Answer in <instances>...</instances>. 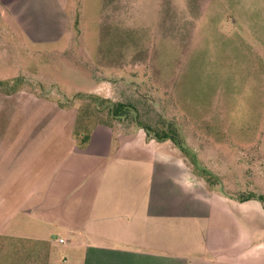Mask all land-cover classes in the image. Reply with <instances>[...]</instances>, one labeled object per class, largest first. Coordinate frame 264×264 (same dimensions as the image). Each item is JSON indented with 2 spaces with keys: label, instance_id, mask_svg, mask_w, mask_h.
<instances>
[{
  "label": "rangeland",
  "instance_id": "obj_1",
  "mask_svg": "<svg viewBox=\"0 0 264 264\" xmlns=\"http://www.w3.org/2000/svg\"><path fill=\"white\" fill-rule=\"evenodd\" d=\"M0 4L3 89L77 112L82 132L60 138L55 162L66 149L76 157L97 124L137 129L139 115L154 129L177 130L184 155L197 159L192 167L211 172L216 187L264 195V0ZM89 94L132 103L137 113L115 118ZM72 178L69 190L79 174ZM39 215L25 217L22 230L38 240L0 232V264H66L67 247L57 241L65 233Z\"/></svg>",
  "mask_w": 264,
  "mask_h": 264
},
{
  "label": "crops",
  "instance_id": "obj_2",
  "mask_svg": "<svg viewBox=\"0 0 264 264\" xmlns=\"http://www.w3.org/2000/svg\"><path fill=\"white\" fill-rule=\"evenodd\" d=\"M4 80L0 75V232L38 240L22 230L25 217L42 212L65 233L57 241L67 247L66 264H264L259 199L214 188L179 146L143 128L97 124L76 157L65 148L55 162V152H64L60 138L76 134V110L3 89ZM74 173L79 180L69 190Z\"/></svg>",
  "mask_w": 264,
  "mask_h": 264
},
{
  "label": "trees",
  "instance_id": "obj_3",
  "mask_svg": "<svg viewBox=\"0 0 264 264\" xmlns=\"http://www.w3.org/2000/svg\"><path fill=\"white\" fill-rule=\"evenodd\" d=\"M88 97L90 99H92L96 104L97 107H100L102 109L106 108L108 110V112L115 118L118 117H122L123 115L127 114L129 111H135L137 113V108L136 106H134V104L132 103H125L122 101H114L110 98H102L101 96L97 95V94H89ZM136 121L139 123V126H141V128H143L146 133L147 136L149 138H154L158 141H165V140H172L177 146H179L181 148V150L188 155V150L186 149V146L184 145V143L182 142L179 134L177 133V130H174V128H169L167 130H159V129H154L152 125L146 123L145 121L141 120L139 118V115L135 117ZM103 124H108V123H103ZM110 125V124H108ZM81 133L82 131H76V133ZM84 137L86 138V141L89 139L90 137V131H87V134H84ZM192 164L197 165V159L196 157H194L193 159H191ZM201 173H199L201 176H203L205 178V180L214 188H217L221 191H223L224 193L232 196V197H236L239 200H249V199H259L263 205H264V195L263 194H256L255 192H249V193H245V192H233L231 190L228 189V185L224 186L223 188H218L216 187L215 181L216 178L213 176V174L211 172H209L208 170L202 168L201 169ZM217 182H220L219 180Z\"/></svg>",
  "mask_w": 264,
  "mask_h": 264
},
{
  "label": "built area",
  "instance_id": "obj_4",
  "mask_svg": "<svg viewBox=\"0 0 264 264\" xmlns=\"http://www.w3.org/2000/svg\"><path fill=\"white\" fill-rule=\"evenodd\" d=\"M60 241H64V240L61 238Z\"/></svg>",
  "mask_w": 264,
  "mask_h": 264
}]
</instances>
